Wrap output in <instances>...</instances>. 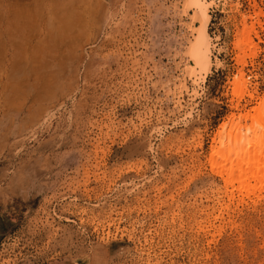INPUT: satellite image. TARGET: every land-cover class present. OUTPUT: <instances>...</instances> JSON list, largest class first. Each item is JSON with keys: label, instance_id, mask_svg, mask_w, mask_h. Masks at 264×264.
Listing matches in <instances>:
<instances>
[{"label": "rangeland", "instance_id": "obj_1", "mask_svg": "<svg viewBox=\"0 0 264 264\" xmlns=\"http://www.w3.org/2000/svg\"><path fill=\"white\" fill-rule=\"evenodd\" d=\"M203 5L0 0V264H264V0Z\"/></svg>", "mask_w": 264, "mask_h": 264}, {"label": "bare ground", "instance_id": "obj_2", "mask_svg": "<svg viewBox=\"0 0 264 264\" xmlns=\"http://www.w3.org/2000/svg\"><path fill=\"white\" fill-rule=\"evenodd\" d=\"M203 1L204 0H193V3L195 5V7L203 10V7H204ZM200 35H201L200 36L201 40L199 42L197 41L198 44L196 47V49L199 53V56H198L199 59L196 62L198 64H204L207 62V60L209 58V36H208L206 25H205L203 32L200 33ZM198 53H197V55H198ZM263 109L260 111V117H261L260 121H262L261 122L262 126H264V110ZM251 117L252 116L248 113V114L242 115L240 118L241 119H250ZM234 119L235 118L231 119L232 123H234V121H235ZM261 125H259V127H262ZM256 126H258V125H256ZM219 134H220L219 136L221 137L222 133H219ZM249 135H247V136H249ZM231 137H233V138L230 141V143L233 141V144H229V142L226 141V143L229 144L227 151H223V150L221 151L218 148L219 152L221 151L222 155H230V154L233 155V158H231V157L229 158L228 169H222L223 174L226 175V178H227L226 180L227 181L232 180V179L236 178L238 175L243 176V174L247 171L248 172V179L252 178V180H254V179L258 178L259 179L258 181H260V183L263 182L264 181V152H263L264 151V130H263V127H262V132L259 133L256 131L255 135L252 137H249L246 140V142H244L243 137L241 135H238L237 133H233L231 135ZM245 139H246V136H245L244 140ZM218 149H217V151H218ZM259 150H263V151L259 152ZM252 157H254V161H255L254 164L251 163ZM234 158L241 160V162L239 163V174H237V172L235 171L236 167L234 169V165H233V159ZM246 158H247V161H246ZM229 183L231 184V181H229ZM261 185H262V183H261ZM244 186L248 187L249 185L248 184L245 185L243 182V187ZM263 187L264 186H261L260 189Z\"/></svg>", "mask_w": 264, "mask_h": 264}]
</instances>
